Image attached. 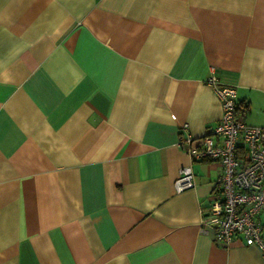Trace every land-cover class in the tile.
I'll list each match as a JSON object with an SVG mask.
<instances>
[{"label": "crops", "instance_id": "1", "mask_svg": "<svg viewBox=\"0 0 264 264\" xmlns=\"http://www.w3.org/2000/svg\"><path fill=\"white\" fill-rule=\"evenodd\" d=\"M211 69L264 126V0H0V264H264L178 144L220 141Z\"/></svg>", "mask_w": 264, "mask_h": 264}, {"label": "built area", "instance_id": "2", "mask_svg": "<svg viewBox=\"0 0 264 264\" xmlns=\"http://www.w3.org/2000/svg\"><path fill=\"white\" fill-rule=\"evenodd\" d=\"M207 82L214 86L222 105L220 120L212 129L219 143L206 134L193 146L184 128L178 139L192 161L211 160L219 164L215 178L218 190L204 208L206 216L201 227L204 231L213 227L214 240L223 245L241 235L245 244L256 245L264 255L263 224L259 218L264 212V126L248 125L236 118L235 87L217 85L213 69ZM193 185L191 166H183L174 180V190L180 192Z\"/></svg>", "mask_w": 264, "mask_h": 264}]
</instances>
